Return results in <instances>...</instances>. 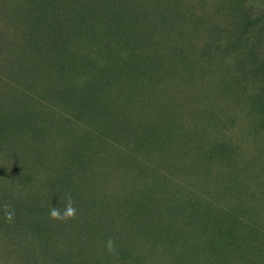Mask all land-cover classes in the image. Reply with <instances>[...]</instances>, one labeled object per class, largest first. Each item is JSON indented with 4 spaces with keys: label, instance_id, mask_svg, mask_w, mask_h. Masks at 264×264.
I'll use <instances>...</instances> for the list:
<instances>
[{
    "label": "rangeland",
    "instance_id": "374dc122",
    "mask_svg": "<svg viewBox=\"0 0 264 264\" xmlns=\"http://www.w3.org/2000/svg\"><path fill=\"white\" fill-rule=\"evenodd\" d=\"M142 1L126 0L124 2L129 11L135 10L142 15L139 32L150 33L152 25L154 29L156 27L155 37L160 45L159 48H168L172 52V49L178 45L177 47H182L184 55L187 56L186 61L181 64H169L171 69L169 77L164 74L162 76L155 74L159 88L157 90L161 92L156 90V94L161 95L162 98L152 94L148 100V102H154L150 105L151 111L149 112V109L144 106L139 107L144 109V115L139 111L145 118L144 123L154 122L157 125L156 115H154L155 108L157 109L156 104L170 108L169 114L161 115L162 120L159 123L161 131L158 133L166 141L163 150L157 155L159 156L157 161L153 164L147 161L149 166H146V161L138 164L140 167L137 169L141 174L139 180L136 175L131 177L124 175L126 178L117 177L119 170L114 168L112 163L114 162L112 151L116 150V147H105L101 143H97L100 144L99 146L92 147L82 143L80 149L85 156L91 157L88 169H85L80 178H76L81 187L84 186L87 189L86 193H89L84 195L85 199L89 195L105 197L108 214L120 218L119 213H123V217L128 215L125 211L122 212V208L118 210L116 205L120 192L121 194L133 192L136 198L141 199L143 189L156 190L160 194L155 196V198L159 197L157 199L159 203L155 206L164 210L167 202H172L176 198L175 195L179 193L174 191L173 186L178 184L183 187L178 198L188 200L191 197L189 192L191 190L198 192L196 193L198 197L193 195L196 201H207L211 200L207 199L209 197H216L215 201L219 202L217 203L219 207L224 206L234 211L238 208H247L256 218L257 224L264 229V114L257 113L252 108V100L257 98L258 88H260L253 79L254 71L262 75L261 81L264 82V0H159L158 6H155L156 0ZM19 4L20 0H0V48H2L0 51V119L10 118L13 122L24 111L34 109L33 120L36 122L39 119H52L60 126L65 122L62 120L58 123L57 115H52L50 110H46L47 107L39 110L40 108L36 107L32 99V96L39 95L40 89L33 82L37 65L29 49L32 42H29L21 29L19 30L18 22L9 17L12 11H17ZM190 13L195 20L190 19L191 16H188ZM247 19L248 24L244 27L243 23ZM79 49L85 50L82 46ZM234 53H238L237 58H234ZM242 62L246 63L242 64ZM186 73L187 77L184 78ZM29 86L31 89L28 88ZM27 89H30L31 93H28ZM112 92L113 94L116 92L114 88ZM121 101L119 98L118 104ZM136 109L138 110V104ZM86 126L87 124L80 123L75 127H78L77 131L82 134ZM15 130L18 129L13 126V131H9L8 138L0 146V154L4 157L0 158V170H4L3 173L0 172V189H4L6 193L10 189L8 193L13 195L17 191L15 187L20 186L16 185L18 181L14 182V176L25 175L29 177L33 186L31 191L36 190L50 207H61L63 200L61 192L70 186V183H67L68 174H65L60 167L69 161V158L62 157V149L71 146V138L66 136L57 138L58 132L55 127L53 133L48 132L46 137L40 136L39 133L34 136L24 135L19 133L20 130L18 133ZM35 136L39 142L34 139ZM19 139L22 140V148H20ZM214 146H219L222 150L228 149L226 151L230 165L232 164L234 173L232 175L237 177L238 174L244 173L248 176L245 182L246 189L245 185L240 186L233 181L230 188L232 194L222 193L223 180L219 178V174L229 175L228 159H222L220 156L203 159L207 150ZM16 148L24 152L23 157L17 158L18 152H16V159L12 158V154H15L13 149ZM107 151L109 154L106 153ZM98 153L104 156V161L101 162L93 157ZM41 157L45 161H40ZM52 159L54 162L51 164L49 161ZM25 166H27L26 170ZM15 167L18 170L12 171ZM55 178L59 186L57 191L49 192L42 188L45 182ZM161 180H166L167 183ZM207 184L211 188H216L211 190L213 195L210 192H204ZM23 188L18 192L26 194L27 189L24 186ZM69 202L76 209V215L74 218L67 219L66 226L62 221L52 224L51 227L55 228L56 232L64 228L65 236L63 240L56 241L53 258L45 257L42 264L63 261H65L64 264H80L73 259L79 253L99 256L102 264H132V261L126 260L123 254L117 256L110 253L107 242L99 244L93 241L94 230L87 227L86 219L83 218L85 211L81 205H77L83 202L82 199L78 202L67 201L64 211ZM95 204L97 210L94 211L98 213L100 229L107 230L109 233L105 222L107 219L105 208H102L99 203ZM86 205L90 207V202ZM252 216L246 215L250 219ZM128 221L127 218V222L122 224V232L114 235L115 240L130 241L132 236H136V233H132ZM137 221L139 228L156 224V218L151 215H145ZM182 223V219L179 218L175 229L180 227L184 229ZM112 233L114 230L109 234ZM182 235L184 236V233L180 236ZM132 240L134 252L140 255L134 264H174L176 262V258L162 256V251L150 256L146 238L138 237ZM6 243L8 244L0 238V264H33V259L28 258L22 249L15 253L9 252ZM27 244L28 247L34 246L32 243ZM35 245L41 248L42 253L41 238H38ZM160 247L161 244L158 245V250ZM70 251L72 255L67 258L66 255ZM188 260L187 262L192 261L190 257ZM255 260V264H264L258 258ZM200 262L207 263L204 258ZM235 263L237 264L236 261Z\"/></svg>",
    "mask_w": 264,
    "mask_h": 264
},
{
    "label": "trees",
    "instance_id": "16d2710c",
    "mask_svg": "<svg viewBox=\"0 0 264 264\" xmlns=\"http://www.w3.org/2000/svg\"><path fill=\"white\" fill-rule=\"evenodd\" d=\"M144 1L146 0L142 2ZM124 2L126 0H20L17 11H12L9 17L18 22L19 30L21 29L29 42H32L28 48L37 65L33 82L40 88L39 95L32 96V99L39 110L47 107L46 110H50L52 115H57L58 123L62 120L65 123L59 126L52 119H39L36 122L33 120L34 109L24 111L13 122L10 118L0 119V146L8 138L9 131H13V126L17 127L18 130H15L17 133L20 130L19 133L24 135L34 136L39 133L43 137H46L48 132L53 133L55 127L58 132L57 138L60 136L71 138V146L62 149V157L69 158V161L60 167L68 174L67 183H70V186L61 192L63 200L59 209L63 213L67 201L78 202L82 199L83 202L77 205H81L85 211L83 218L86 219L87 227L94 230L93 241L100 244L108 242L111 238L115 249L112 254L117 256L123 254L126 260L132 261V264L140 257L132 248V239L138 237L146 238L148 241L150 256L162 251V256L176 258L174 264H203L204 262H200L202 258L206 264H236L235 261L237 264H255V258L264 263V229L257 224L256 218L247 208H238L234 211L224 206L219 207L217 206L219 202L215 201L216 197H209L207 199L211 200L207 201H196L193 195L198 197L196 194L198 192L191 190H189L191 197L188 200L180 199L178 196L183 187L178 184L173 186L174 191L179 193L172 202H167L164 210L155 206L159 203L157 201L159 197L155 196L160 194L156 190L143 189L141 199L136 198L133 192L129 194L120 192L116 205L118 210L122 208V212L128 214L126 217L129 219V227L133 234L136 233L129 241L115 240L114 236L122 232V224L127 222L123 213H119L120 218L109 215L106 211L108 204L105 197L89 195L85 199L84 195L89 193H86L87 189L81 187L76 178H80L85 169H88L91 157L85 156L80 149L82 143L92 147L100 145L97 143L105 147H116L117 149L112 151L114 152L112 163L114 168L119 170L120 175H117L119 178H124V175L128 177L136 175L139 180L141 174L137 169L140 167L138 164L146 161V166H149L147 161L153 164L159 159L157 155L163 150L166 141L158 133L161 131L159 123L162 120L161 115L169 114L170 108L156 104L154 115L157 125L154 122L144 123L145 118L140 114H143L144 109L139 107L144 106L151 111L150 105L154 102L148 100L152 94H156L158 88L155 74L169 77L171 72L169 64H181L187 57L182 47L178 48V45L172 52L168 48H159L155 37L156 27L154 29L151 25L153 33L148 32L149 35L140 33L138 28L142 15L135 10L129 11ZM158 3L159 0H156L155 6H158ZM188 16L195 20L191 13ZM247 24L248 19L243 26L246 27ZM26 42L28 44V40ZM80 46L85 50L81 51ZM236 54L238 53H234V58H237ZM244 63L246 62H242ZM42 69L45 70L44 73ZM253 74L255 76L253 79L260 88L257 98L252 100V108L257 113L264 114V82L261 81L262 75L258 71H254ZM186 77L187 73L184 78ZM129 81L130 83H127ZM28 88L31 89V86ZM113 88L116 91L114 94ZM30 89H27L28 93H31ZM156 96L161 97L158 94ZM119 98L122 101L118 104ZM80 123L87 124L82 134H79L78 127H75ZM34 139L39 142L36 136ZM18 142L22 148V140L19 139ZM13 150L15 154L11 153L12 158L16 159V152L17 158L23 157V151H19L18 148ZM226 150L228 151L214 146L207 150L203 159L217 156L228 159L229 175L219 174V178L223 180L222 193L228 195L232 194L230 188L233 181L244 186L248 176L244 173L238 174L237 177L232 175L234 174L232 164L230 165ZM93 157L101 162L105 159L100 153ZM0 158L4 157L0 154ZM39 160L45 161L43 157ZM53 162V159L49 161L51 164ZM26 168L27 166L25 170ZM15 170L18 168L15 167L12 171ZM0 172L3 173L4 170ZM20 175L14 176V182L18 181L16 185L20 186L15 187L17 191L13 195L8 193L10 189L7 193L0 189V238L8 242L6 245L9 252L15 253L22 249L28 258L33 259V264H42L45 257L53 258L56 241L63 240L65 230L61 228L58 232L54 231L52 224L56 221L57 224L61 220L50 219L49 204L45 203L44 197L36 190L31 191L33 186L29 177ZM162 178L165 179L163 176ZM57 181L56 178L47 181L42 188L55 192L59 187ZM161 181L167 183L166 180ZM23 186L27 189L26 194L18 192L24 189ZM214 189L216 190L207 184L204 192L213 195L211 190ZM38 190L42 192L40 188ZM89 202L90 207L86 205ZM95 203L105 208L108 232L114 230L111 235L107 230L100 229L98 213L94 211L97 210ZM5 205L10 207L6 208ZM11 211H14V217L8 222L5 213ZM145 215L156 218V224L139 228L137 220ZM246 215L253 218L250 219ZM179 218L183 221L184 229L181 227L175 229ZM62 223L66 226L67 220ZM181 233H184V236H180ZM38 238L42 239V253L41 248L35 245ZM27 243L34 246L28 247ZM159 244L160 250L157 248ZM57 254L62 255L58 252ZM71 255L70 251L66 257L69 258ZM188 257L192 261L187 262ZM73 259L80 264H102L99 256L90 254L79 253ZM64 263L65 261L55 264Z\"/></svg>",
    "mask_w": 264,
    "mask_h": 264
},
{
    "label": "clouds",
    "instance_id": "9594fccd",
    "mask_svg": "<svg viewBox=\"0 0 264 264\" xmlns=\"http://www.w3.org/2000/svg\"><path fill=\"white\" fill-rule=\"evenodd\" d=\"M5 207H10L9 205H5ZM76 215V209L71 205V203L69 202L66 210L61 213L60 209L56 206H53L49 209V217L50 219H54V220H67V219H71L74 218ZM14 217V211L11 212H6L5 213V219L8 222H11L13 220ZM107 249L110 253H114L115 249H114V242L111 240V238L108 240L107 242Z\"/></svg>",
    "mask_w": 264,
    "mask_h": 264
}]
</instances>
